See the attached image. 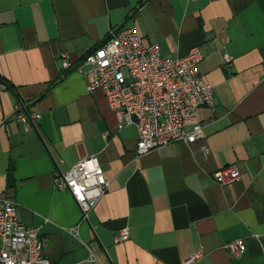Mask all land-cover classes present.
<instances>
[{"label": "crops", "instance_id": "crops-1", "mask_svg": "<svg viewBox=\"0 0 264 264\" xmlns=\"http://www.w3.org/2000/svg\"><path fill=\"white\" fill-rule=\"evenodd\" d=\"M120 25L163 55L200 46L214 93L203 137L134 154L135 125L117 127L74 68ZM17 104L39 115L19 119ZM92 154L109 187L82 220L53 176ZM227 164L240 177L221 185L212 173ZM0 194L39 227L50 264H184L197 250L188 264H264V0H0ZM237 238L245 249L231 255Z\"/></svg>", "mask_w": 264, "mask_h": 264}, {"label": "built area", "instance_id": "built-area-1", "mask_svg": "<svg viewBox=\"0 0 264 264\" xmlns=\"http://www.w3.org/2000/svg\"><path fill=\"white\" fill-rule=\"evenodd\" d=\"M65 54H63L64 56ZM227 63L230 56L224 54ZM203 52L194 45L184 55L170 56L160 52L157 43H146L135 25L112 27L104 41L89 50L74 66L86 79V89L101 87L109 106L117 114V127L128 124L137 129L134 154L172 142L192 144L203 137L199 108L214 104L213 86L199 70ZM63 68L72 67L62 59ZM17 117H37L17 104ZM206 151L207 147H200ZM213 179L225 185L240 177L233 164L223 165L212 173ZM57 190H67L77 202L81 219L96 206L107 191L109 180L95 154L75 161L53 176ZM73 227L70 228V231ZM129 237L127 227L119 229L114 242ZM229 254L240 255L245 249L242 238L227 241ZM197 250L183 260L191 263L202 255ZM0 264H50L42 254L39 227L23 223L17 215L16 203L0 194Z\"/></svg>", "mask_w": 264, "mask_h": 264}, {"label": "trees", "instance_id": "trees-1", "mask_svg": "<svg viewBox=\"0 0 264 264\" xmlns=\"http://www.w3.org/2000/svg\"><path fill=\"white\" fill-rule=\"evenodd\" d=\"M101 43H102V42H101ZM101 43H100V44H101ZM11 87H12V86H11Z\"/></svg>", "mask_w": 264, "mask_h": 264}]
</instances>
